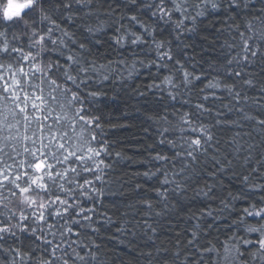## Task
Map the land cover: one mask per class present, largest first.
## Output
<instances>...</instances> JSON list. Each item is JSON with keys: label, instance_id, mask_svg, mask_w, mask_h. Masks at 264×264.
Wrapping results in <instances>:
<instances>
[{"label": "snow or ice", "instance_id": "obj_1", "mask_svg": "<svg viewBox=\"0 0 264 264\" xmlns=\"http://www.w3.org/2000/svg\"><path fill=\"white\" fill-rule=\"evenodd\" d=\"M130 2L136 5L137 0ZM13 3L17 5L15 10ZM143 7L150 10L157 25L160 21L174 25L177 46L183 44L186 33L196 30L185 22L195 25L209 13H219L231 20V23L224 21L226 28L218 29L221 33L227 31L230 39L219 44L221 56L207 68L200 64L197 71L199 62L186 52L190 45L185 44L181 51L174 52L173 39H157L151 25L131 15L127 17L128 27L113 21L118 26L113 28L109 46L140 47L151 38L155 58L147 63L144 60L129 63L127 59L114 61L105 57L107 63H103L92 56V46L102 45L101 35H107L103 21L95 27L81 25L78 32L82 39L65 24L75 26L84 16L97 13L111 16L115 9L109 0H3L0 3V21L5 22L4 30H0V252L6 256L11 254L8 264H28L35 251L31 243L35 241L43 243L46 253L38 264H57L58 261L59 264H95L98 260L100 245L86 242L89 233L99 231L95 226V205L102 202L105 189L97 186V182L108 184L115 164L126 159L130 165L132 157L115 152L116 160L109 161L113 152L108 141L103 139L102 117L95 114V105L103 93L95 85L113 80L116 75L124 78V72H127L126 78H131L137 71V64L155 66L158 70H167L171 64L172 71L159 83L154 80L147 87L166 91L172 101L183 95L176 91L181 86L189 95L192 89L199 87L197 100L188 111L168 114L161 110L155 117L148 116L158 124V144H168L173 152L171 156L156 152L151 156L155 170L147 168L133 175H142L145 180L156 179L151 191L156 202L163 203L164 211L169 205L180 204V200L172 203L171 198L185 196L192 188V181H195L193 190L197 195L215 196L213 185L205 182L200 186L197 177L204 158L210 157L218 172H226L234 158L240 155L243 145L236 139L239 132L223 145L212 132L213 127L225 122L221 119L225 113L217 108L214 123L206 121L213 117L216 101L222 100L218 93L226 92L237 106L241 100L247 102V95L242 94L237 85L256 87L257 61L261 64L259 75L264 77V3L255 13L252 10L256 8V0H170V4L159 0ZM176 13L179 16H175ZM132 25H138L143 33L130 30ZM12 28L20 31L13 32ZM176 73L180 74L179 78ZM258 91L264 94V79ZM260 98L264 99V95ZM182 103L191 105L192 102L183 99ZM237 110L243 113L242 108ZM169 115L177 116L180 123L172 124ZM243 118L264 126V118L257 119L246 113ZM226 119L231 120V117ZM232 124L241 127L236 121ZM176 131L180 135L174 137L172 134ZM255 147L250 145L245 150L248 154L243 159L249 165ZM261 156L264 157V153ZM177 162L179 171L176 170ZM169 163L170 168L164 166ZM250 168L249 173L241 175L242 183L250 192L264 193V164L259 168L250 165ZM115 182L123 187L127 181L119 177ZM140 187L136 185L137 190ZM240 199L239 193L229 192L227 198H221L220 207L201 209L189 218L195 222L185 247H191L193 255L198 254L195 264H201L205 255L210 264H264V203L243 207L233 217L232 231L224 241L217 238L213 243L207 240L205 233L207 244L200 245L201 221L205 217L215 219L217 213L225 210L231 211L233 201ZM142 203L149 214L154 211L152 198ZM162 214L155 212L156 216ZM110 222L111 217H107L105 223ZM136 226L142 228L144 235L150 231L152 235L148 240L155 243L157 230L147 219L143 224L136 221L132 228L121 226L118 231L134 240ZM20 234L32 238L29 245H24ZM253 234L254 238H250ZM10 238L14 243L19 241V246L8 244ZM179 241L177 233V247H180ZM138 254L152 256L151 252L139 251ZM175 255L179 257L180 253ZM185 264H193V260L187 259Z\"/></svg>", "mask_w": 264, "mask_h": 264}, {"label": "trees", "instance_id": "obj_2", "mask_svg": "<svg viewBox=\"0 0 264 264\" xmlns=\"http://www.w3.org/2000/svg\"><path fill=\"white\" fill-rule=\"evenodd\" d=\"M2 2L3 0H0V3ZM109 2L112 4L113 9H115L111 16L97 13L91 17L84 16L82 20L77 21L75 26L65 24L72 32L77 33L78 38L82 39L83 37L79 36L78 32L81 25L91 24L95 27L103 21L107 35H101L102 45L92 46V56L98 58L99 62L107 63L105 57L114 61L127 59L129 63L133 60H144L147 63L155 58L151 38H148V42L140 47L116 48L109 46V37L113 34V28L118 26V24H113V21H118V23H122L125 27H128L130 21L127 17L131 15H137L141 21L151 25L155 29L154 35L157 39H173L174 52L181 51L185 44L190 45L186 49V52L189 57L194 56L195 61L199 62L197 71H199L200 64L207 68L209 63L213 62L216 57L221 56L219 44L226 38L230 39L227 31L223 33L218 31V29L226 28L224 21L228 20V18L219 13H209L202 21L198 19L195 25L190 21L185 22L188 27H195L196 30L191 34L186 33L183 37V44L177 46V42L174 40V25L165 24L163 21H160L159 25H157L155 20L151 18L150 10L143 7L144 4L158 3L159 0H137L136 5H133L130 0H118V2L117 0H109ZM166 3L170 4V0H166ZM261 3H264V0H256V8L252 10L254 13L260 8ZM107 7L108 5L105 4L104 8ZM81 15L83 16V13ZM174 15L179 16L178 13ZM120 17H124V19L121 20ZM4 23L0 21V30H4ZM228 23H231V20H228ZM237 23H240V21L238 20ZM256 23L259 26V22L257 21ZM11 30L13 32L20 31L18 28H12ZM130 30L143 33V29L138 25H132ZM85 35L87 34L85 33ZM121 69L123 70V66H121ZM260 69L261 64L257 61L255 66V72L257 73L255 76L257 82L255 88L237 85L242 94L247 95L248 99L246 103L244 100H241L239 106H237L236 102L226 92L218 93V95L222 96V100L216 101L215 105H213V117L208 118L206 121L209 124L214 123V112L218 108L221 112L225 113V116L221 117L225 122L212 128L215 137L223 145L224 142L231 140L235 133L239 132L240 136H237L236 139L239 145H243L240 155L234 158L233 164L229 166L226 172H218L210 157H206L201 161L199 167L202 175L201 173L197 174L200 186H203L205 182L213 185L215 196L206 197L197 195L193 190L196 186L195 181H192V188H189L185 196L171 198L172 203L180 200V204L176 207L169 205L167 211H164L162 202H156L154 193L151 191V188L156 183V179L145 180L142 175L135 176L133 173H142L147 168L155 170L151 156L155 155L156 152H161L168 156H171L173 152L168 144H158L159 138L156 135L158 124L154 120H149L148 116L155 117L161 110L168 114L174 112L182 114L188 111L197 100L199 87L192 89L189 95L188 90L181 86L176 91L183 95H178L176 101L170 100L167 97L166 91L149 89L147 86L152 84L154 80L156 83H159L164 75L173 70L171 64L167 70H158L155 66L145 67L144 65L137 64V71L131 78H126L127 72H124V78L116 75L113 80L95 85L103 93L95 105V114L102 117L104 124L103 139L108 141L110 150L113 152V155L108 158L109 161L113 162L116 160L115 152H121L128 157H132L130 165L126 159H122L119 163L115 164L108 184L101 185L100 182H97V186L105 189L104 195L101 198L102 202L95 205L97 209V214L94 217L97 222L95 226L99 228V231L89 233L86 241L87 243L95 242L100 245L97 252L98 260L95 264H149V259L151 264H185L187 259L193 260V264H195L198 254L193 255L192 248L185 247L187 238L190 236L192 230V225L195 222L189 219L193 213H197L201 209L211 210L220 207L221 198H227L229 192L233 195L239 193L242 196V199L233 201L234 207L231 211L225 210L224 212L217 213L215 219L205 217L201 221L200 245H205L207 244V240L216 243L217 238H219V241H224L226 236L232 231L230 225L232 224L233 217L243 207L248 206L250 203L258 205L264 203V199H262L264 193L260 191H248V188L240 179L242 174L251 171L250 165L259 168L264 164V157L261 156L264 153V126L257 124L255 120L243 118L245 113L257 119L264 118V99L260 98L264 94L258 91L260 81L264 79V77L259 75ZM212 74L216 75V73ZM176 76L179 78L180 74L176 73ZM226 82L231 83V80H227ZM197 84L202 86L199 82ZM141 91L144 92V95H140ZM183 99H190L191 105H184L182 103ZM165 105H167L166 109ZM238 107L243 109V113L237 110ZM227 116H230L231 120H227ZM169 119L172 124L180 123L177 116L169 115ZM232 121L238 122L241 127H236L232 124ZM230 124L232 125L231 127H229ZM172 135L175 137L179 136L180 133L176 131ZM250 145H256V147L251 151L249 165L244 161L243 157L248 154L245 150ZM222 157L223 153H221ZM159 164L162 165L164 162H159ZM164 166L170 168L171 163ZM179 168L180 165L177 162L176 170L179 171ZM119 177H123L127 181L123 184V187H121L119 182H115ZM253 182L257 184L261 183L259 180H254ZM137 184L141 185L139 190L136 188ZM169 188H171V185H169ZM149 198H152L154 203V211L150 214L142 203L143 200ZM89 206L93 205L90 204ZM155 212H163V214L156 216ZM149 215L151 218H149ZM107 217H111L110 223H105ZM145 219L157 230L154 244L148 240V236L152 235V233L149 231L148 235H144L142 228L139 226L134 228L137 233L134 240L132 236L124 235L118 231V228L121 226L132 228L136 224V221H140L143 224ZM249 220L251 221V218ZM177 233L180 234V247L176 246ZM205 233L208 234L207 240L204 238ZM117 236L119 239H113V237ZM254 236L255 234L250 238H254ZM31 239L26 234H20V240L23 241L25 246L29 245ZM121 240L123 243H121ZM129 241H132V243H129ZM8 244L19 246V241L14 243L10 238ZM31 248L35 251L31 259L28 260V264H38L40 258L46 256V253L43 251L44 245L41 241H35L31 243ZM139 251L151 252L152 256L151 258L141 256L138 254ZM176 252L180 253L179 257L175 255ZM10 259L11 254L6 256L3 252H0V264H8ZM57 264H59V261ZM201 264H210L207 255H205V259Z\"/></svg>", "mask_w": 264, "mask_h": 264}, {"label": "clouds", "instance_id": "obj_3", "mask_svg": "<svg viewBox=\"0 0 264 264\" xmlns=\"http://www.w3.org/2000/svg\"><path fill=\"white\" fill-rule=\"evenodd\" d=\"M16 7H17V5L15 3H13L12 9L15 10Z\"/></svg>", "mask_w": 264, "mask_h": 264}]
</instances>
